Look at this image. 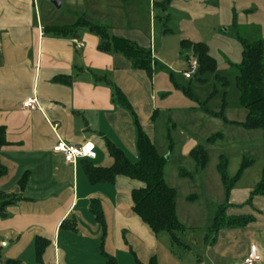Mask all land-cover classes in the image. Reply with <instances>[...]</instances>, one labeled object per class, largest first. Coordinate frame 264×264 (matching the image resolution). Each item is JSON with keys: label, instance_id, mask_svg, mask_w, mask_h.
<instances>
[{"label": "crops", "instance_id": "0c3cea01", "mask_svg": "<svg viewBox=\"0 0 264 264\" xmlns=\"http://www.w3.org/2000/svg\"><path fill=\"white\" fill-rule=\"evenodd\" d=\"M38 2L0 0V127L6 128L9 142L0 154V164L7 169L0 178V191L23 199L7 208V217L0 218V264H37V237L50 243L43 264H108V257L118 264H150L153 258L159 264L169 239L164 233L154 234L134 213L132 193L143 185L124 176L113 183L93 185L86 174L89 164L113 166L108 141L133 163L139 161L135 118L113 102L111 89L96 77H107L122 90L155 144V125L167 109L158 106L153 78L134 70L123 56L101 52L100 38L87 29L74 38L45 33ZM150 2L163 30H154V36L152 27L148 32L112 24L107 25L111 35L152 54L157 35L160 52L168 42H175L170 38L174 36L180 45L182 41L206 44L211 56L210 44L223 39L221 32L238 29L245 37L264 40V0ZM236 38L240 56L242 48ZM75 40L84 47H77ZM183 53L185 63L187 57H195L192 51ZM229 58L225 57L227 64L239 63L232 54ZM60 77L69 78L70 83L57 82ZM30 98L38 100V109L23 108ZM59 141L73 146L91 143L96 159L68 164L62 154L53 151ZM194 148L186 147L185 154ZM243 176L224 204L228 217H253L254 221L246 228L215 233L208 250L219 258L218 264H242L253 245L261 254L258 264H264V196L248 204L254 190H236ZM93 200L103 208L106 235L91 212ZM200 264L205 263L201 260Z\"/></svg>", "mask_w": 264, "mask_h": 264}, {"label": "rangeland", "instance_id": "374dc122", "mask_svg": "<svg viewBox=\"0 0 264 264\" xmlns=\"http://www.w3.org/2000/svg\"><path fill=\"white\" fill-rule=\"evenodd\" d=\"M38 1L39 20L41 18V23L47 27H71L78 17L84 16L94 24H117L143 28L148 32L152 27L153 34L154 30H163L164 24L158 19V11L151 8L150 0H59L63 4L61 9H55L48 0ZM236 32H221L223 39H214L210 44L217 71L194 76L191 80L184 75L187 68L179 38L171 36L175 42H168L164 51L160 52L157 35V49L153 53L156 63L153 83L156 85L158 106L167 110L161 112L155 125V144L160 155L166 159L165 180L177 192V214L186 228L179 236L190 246V249H185L173 245L170 236L164 233L163 237H168L169 242L161 251L159 264H200L201 260L205 264L219 263V258L208 248L216 238L211 228L217 209L226 203L225 189L218 172L222 156L229 159L230 178L237 175L244 157L255 160L236 190H254L262 177V131H247L233 123H243L247 116V111L240 106L235 85L236 72L225 61V57L231 58V54L239 60L235 64L242 61V54L239 56L235 49ZM217 76L225 77L228 85L224 86ZM225 97L229 105L225 113L228 122L205 111L219 112ZM217 134H222L223 138L210 143L208 140ZM189 146H202L207 151L209 163L204 170L199 169L196 162L185 154L184 150ZM181 169L191 177L182 178ZM194 195L198 197L197 201H188Z\"/></svg>", "mask_w": 264, "mask_h": 264}, {"label": "trees", "instance_id": "16d2710c", "mask_svg": "<svg viewBox=\"0 0 264 264\" xmlns=\"http://www.w3.org/2000/svg\"><path fill=\"white\" fill-rule=\"evenodd\" d=\"M162 7L166 9L168 5H162ZM81 29H87L100 38L99 50L101 52L121 55L132 64L134 70L143 71L149 78H153L155 62L152 52L126 39L112 36L110 28L106 25L94 24L86 17L80 16L71 27H44L45 33L54 37L74 38L78 36V32ZM237 39L242 48V61L240 64H231V67L236 72L235 85L239 93L240 106L247 111V116L245 122L233 123L240 125L247 131H262L264 141V40L245 37L240 32H237ZM181 48L183 51H192L198 60L199 69L196 77L217 71L216 60L210 55L209 48L206 44H193L182 41ZM217 78L223 82L224 86L228 85L225 77L217 76ZM96 80L107 85L111 89L113 102L127 110L135 118L139 161L133 163L122 150L108 141L107 149L110 157L113 159V166L110 168H100L89 164L86 168V174L90 183L93 185L113 183L119 176H124L141 183L143 187L134 190L132 193L134 213L154 234L167 233L173 245L189 249L188 245L179 236V234L185 232L186 228L177 215V192L165 180L166 159L160 155L156 145L142 129L129 100L122 90L107 77H96ZM56 81L70 83L67 77H60ZM228 107L229 105L225 97L219 112H214L210 109H205V111L215 118L228 122L225 114ZM221 138H223V135L217 134L208 141L213 144ZM8 146L7 130L5 127H0V154ZM189 156L201 170H204L209 163V155L202 146L192 149ZM254 163V159L245 157L237 175L230 178L228 175L229 159L224 156L220 158L218 172L225 189L227 201L234 186L241 179L244 172L252 167ZM6 174L7 169L0 164V178ZM180 176L182 178L191 177L184 169H181ZM25 181L26 179L20 182L21 189H24ZM261 196H264V168L262 179L252 192L248 204H251L255 197ZM197 199L198 197L194 195L189 197L188 201L195 202ZM22 200V197L18 195L0 191V218L7 217V208L16 205ZM227 207V204L218 207L214 224L211 228L212 233L215 234L222 229L228 228H246L253 223V217H228ZM91 212L94 214L97 222L102 226L104 235H106L107 226L103 208L99 201H92ZM49 245L50 243L46 239L41 237L36 238L35 249L37 264H43V256ZM107 260L108 264H118L113 257H108ZM7 264H19V262L8 261ZM150 264H157L156 258H153Z\"/></svg>", "mask_w": 264, "mask_h": 264}, {"label": "built area", "instance_id": "2783aa9c", "mask_svg": "<svg viewBox=\"0 0 264 264\" xmlns=\"http://www.w3.org/2000/svg\"><path fill=\"white\" fill-rule=\"evenodd\" d=\"M77 47L82 48L84 44L78 40L74 41ZM187 70L184 75L187 80H191L196 76L199 69V62L195 57H189L186 60ZM23 108L29 110H35L39 108L38 100L36 98H30L23 103ZM53 151L58 154H62L65 158L66 163L76 164L79 159H96L95 146L91 143H86L81 146H73L59 141L54 147ZM261 261V254L259 253L256 246H252L250 253L242 264H258Z\"/></svg>", "mask_w": 264, "mask_h": 264}, {"label": "water", "instance_id": "95a60500", "mask_svg": "<svg viewBox=\"0 0 264 264\" xmlns=\"http://www.w3.org/2000/svg\"><path fill=\"white\" fill-rule=\"evenodd\" d=\"M48 2L51 4V5H53V7L55 8V9H61V7H62V2L61 1H59V0H48Z\"/></svg>", "mask_w": 264, "mask_h": 264}]
</instances>
